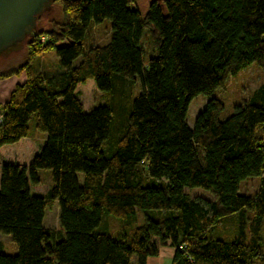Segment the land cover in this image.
Returning a JSON list of instances; mask_svg holds the SVG:
<instances>
[{
  "label": "trees",
  "instance_id": "trees-1",
  "mask_svg": "<svg viewBox=\"0 0 264 264\" xmlns=\"http://www.w3.org/2000/svg\"><path fill=\"white\" fill-rule=\"evenodd\" d=\"M62 5L61 19L29 37L25 60L0 71L28 75L0 104V149L30 136L33 116L46 134L27 165L1 166L0 233L17 252L0 239V264H149L165 246L172 264H264V81L226 117L214 95L250 65L264 70V0ZM105 21L108 41L89 43ZM51 52L58 68L33 72ZM89 79L106 104L84 107L78 86ZM199 94L210 98L191 127ZM40 169L52 178L42 195L32 190ZM250 177L260 179L251 195L241 192ZM194 187L215 201L192 197Z\"/></svg>",
  "mask_w": 264,
  "mask_h": 264
},
{
  "label": "rangeland",
  "instance_id": "rangeland-1",
  "mask_svg": "<svg viewBox=\"0 0 264 264\" xmlns=\"http://www.w3.org/2000/svg\"><path fill=\"white\" fill-rule=\"evenodd\" d=\"M152 0H135V5L139 6L143 12H146L148 7L150 6ZM63 14V5L62 0H57L52 8L45 12V14L40 18L38 24V32H46L51 28V25L54 21L61 19ZM110 28L109 21H105L103 24L94 25L90 32L88 33V41L89 43H105L108 41L110 37ZM45 37H43L44 39ZM32 39V38H31ZM29 37L25 40V42L14 46L9 51L4 52L0 55V71L3 69H7L9 67H17L19 66L27 56V44L31 40ZM145 47L150 50V36L148 31L145 32ZM43 61L45 64H43ZM79 61H76L78 64ZM55 63V65L53 64ZM58 68V57L55 52L47 53L44 56L40 57L34 62L33 72H38L39 70L50 71ZM25 76L26 79L28 75L26 72L22 71L17 74H13L10 77L0 79V82L11 79L12 77H16L20 80L21 76ZM15 78V79H16ZM264 81V70L259 68L256 64L250 65L246 70L240 72L237 76L232 77L225 88L218 90L214 95L223 99L225 103V109L222 113V117L229 116L235 110L237 104H240L244 99L249 98L252 91ZM9 81L0 85V104L6 102L10 95L5 97L2 95V91L4 87H8ZM79 96L84 104L86 109H90L93 106H99L102 104H106V93L100 91L94 79H89L86 83L80 84L78 86ZM4 94V93H3ZM210 96L206 94H199L193 98L189 106V112L187 116V123L189 126L194 127L195 120L197 115L205 108ZM1 114V109H0ZM30 136L29 140H25L21 144H10L4 146L0 150V164L2 165L5 160H12L11 158H18V160H24L26 165L31 161L33 156L38 152L37 147L41 146L46 136L45 133L39 131L35 126V116L31 118L30 121ZM9 158V159H6ZM27 160V161H26ZM13 162V161H12ZM24 165V164H22ZM1 169V168H0ZM39 177L42 179L41 184L32 188L34 193L44 194L48 190L49 186L52 184L51 171L49 169H40ZM260 184L259 177H250L241 183V192L244 194H254ZM186 191L192 197H204L211 201H215V197L207 190L194 187L187 188ZM59 218V205L58 202L53 204L48 208L47 217H46V225L47 226H55L58 223ZM230 216L225 217L222 221L225 226V232L233 229L234 221H231ZM230 219V220H227ZM134 220H138V223L143 221V212L137 215ZM0 239L3 240L5 244V251L9 253L17 252V245L13 240H11V236L7 234L0 233Z\"/></svg>",
  "mask_w": 264,
  "mask_h": 264
},
{
  "label": "water",
  "instance_id": "water-1",
  "mask_svg": "<svg viewBox=\"0 0 264 264\" xmlns=\"http://www.w3.org/2000/svg\"><path fill=\"white\" fill-rule=\"evenodd\" d=\"M57 0H0V55L32 37Z\"/></svg>",
  "mask_w": 264,
  "mask_h": 264
},
{
  "label": "crops",
  "instance_id": "crops-1",
  "mask_svg": "<svg viewBox=\"0 0 264 264\" xmlns=\"http://www.w3.org/2000/svg\"><path fill=\"white\" fill-rule=\"evenodd\" d=\"M16 77H12L11 79H7V80H4L2 82H0V85L6 83V82H10L8 83V87H4L3 91H2V95H5V97H7L8 95L11 96V93L12 91L14 90V88L16 87L17 84L19 83H23L25 82L26 80V77L25 76H21L20 80H18L17 78L15 79ZM262 83V82H261ZM4 93V94H3ZM1 96V95H0ZM10 98V97H9ZM9 100V99H8ZM8 100H5V101H8ZM2 101V100H0ZM5 103V102H4ZM25 140H29V136L28 137H25L23 139H21L18 143H15L13 145H16V144H21L22 142H24ZM42 145V144H41ZM41 147V146H40ZM40 147L38 146L37 147V151H39ZM3 148V147H2ZM1 148V149H2ZM0 149V150H1ZM6 159H9V158H6ZM12 160H5V161H13V162H17L19 164H26L27 162H25L24 160H18V158H11ZM27 161V160H26ZM1 164H0V168H1ZM1 170V169H0ZM1 173V172H0ZM57 225V224H56ZM50 227H54V226H50ZM175 255V248L174 247H171V246H165L161 249L160 251V254L158 257H154L152 259H150L149 261V264H172L173 262V257Z\"/></svg>",
  "mask_w": 264,
  "mask_h": 264
}]
</instances>
